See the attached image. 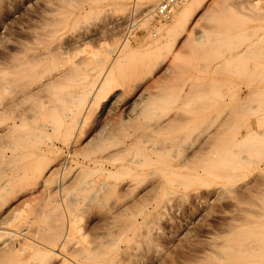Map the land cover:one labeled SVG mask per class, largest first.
Here are the masks:
<instances>
[{"label":"bare ground","instance_id":"6f19581e","mask_svg":"<svg viewBox=\"0 0 264 264\" xmlns=\"http://www.w3.org/2000/svg\"><path fill=\"white\" fill-rule=\"evenodd\" d=\"M110 1L121 10L130 7V0ZM157 1L135 0L148 16V30L163 0ZM182 1L158 16L169 17ZM91 11L93 4L86 0H59L54 7L31 0H0V206L2 199L17 191L33 190L31 195L50 196L54 207L40 235L29 219L0 246V256L15 254L16 264H264V212L257 213L262 219L256 222L247 219L239 224L234 217L209 223L203 207L223 196L216 188L201 187L191 194L188 209L174 206L182 224L159 209L160 195L185 186L187 172L178 166L161 172L147 166L156 163L159 155L177 150L183 166L190 167L193 156V147L181 145L178 137L160 136L185 118L172 113L159 118L174 102L173 92L144 88L141 74H156L165 65L164 58L158 60L152 53L145 60L136 58L137 76L115 84L90 123L97 96L114 82L115 69L135 47L125 39L102 53L100 73L87 82L80 63L69 60L68 48L78 40L74 35L65 37L63 19ZM190 11L191 5L185 3L174 11L172 23L149 30L154 38L149 44L157 45L162 37L186 28ZM130 55L138 56L136 50ZM256 70L259 84L253 90L262 98L264 61ZM172 71L165 68L163 74L172 76ZM121 92H129L131 98L123 106H113ZM200 97L198 109L204 111L209 107L208 95L203 92ZM118 112L115 121L112 117ZM48 134L59 135L63 147L50 139L47 146L31 149L34 138ZM198 140L196 156L201 157L206 152L205 134ZM85 148L100 153L81 158ZM55 175L61 179L52 185ZM229 198L231 204L237 203V197ZM6 206L0 210V237L5 235L2 224L17 209L13 203ZM77 207L95 213L93 223L78 227Z\"/></svg>","mask_w":264,"mask_h":264},{"label":"rangeland","instance_id":"374dc122","mask_svg":"<svg viewBox=\"0 0 264 264\" xmlns=\"http://www.w3.org/2000/svg\"><path fill=\"white\" fill-rule=\"evenodd\" d=\"M31 1L54 7L59 0ZM129 2V9L121 10L110 0H86V3L93 4V11L84 16L64 15L65 37L74 35L78 40L68 48L71 52L69 60L80 63V72L89 77L87 82L91 83L100 73L102 53L124 44L125 39L135 45L129 48L131 52L128 51L126 62L115 69L114 82L97 96L98 107L90 115V123L96 120L115 84L130 82L137 76L133 69L136 58L145 60L152 55L158 60L164 58L165 65L156 74L152 76L148 71L141 74L144 88L147 92H173L174 102L165 112H160L159 118L164 116L165 119L168 113L185 118L174 126L169 125L160 136L178 137L181 145L193 147V156L190 167L183 166L177 150L165 157L159 155L156 163L147 166L160 172L178 166L187 172L185 186L160 195L159 209L168 216L174 215L182 224V216L175 214L174 206L181 204V208L188 209L196 188H216L223 197L203 207L209 213V223L234 217L240 219L239 224L247 219L256 222L261 218L257 213L264 212V97L261 98L253 88L259 84L256 68L264 61V54L258 55L264 50V39H261L264 38V0H183L174 11L185 3L191 5L186 28L181 27L162 37L157 45L149 44L154 39L149 33L158 24L172 23L174 11L169 17H160L154 12L149 31L145 25L148 16L135 6V0ZM91 28L94 33L87 32ZM132 49L136 50L137 57L130 55ZM150 53L152 55H148ZM169 67L173 70L172 76L163 74ZM203 92L208 95L209 106L204 111L198 109ZM130 98L129 92H121L113 106L119 103L123 106ZM119 112L114 114L113 120H119ZM219 129L221 133L216 134ZM202 134L207 140L206 152L197 157V139ZM50 139L63 147L59 135L48 134L34 138L31 149H36L38 144L47 146ZM63 150L66 155V149ZM84 151L81 158H94L100 153L87 148ZM60 179L61 175H55L52 185L58 184ZM32 191H17L1 200L0 210L7 207L6 203L16 204L17 209L10 220L2 224L5 235L0 237V246L27 225L29 219L38 235L48 227L49 213L54 210L51 197L37 192L31 195ZM27 195L29 198L23 200ZM231 196L237 197V203L231 204ZM18 201L21 202L17 205ZM74 212L78 213L75 217L78 227L96 219L95 213L78 207ZM7 256H0V264L17 263L15 254Z\"/></svg>","mask_w":264,"mask_h":264},{"label":"built area","instance_id":"2783aa9c","mask_svg":"<svg viewBox=\"0 0 264 264\" xmlns=\"http://www.w3.org/2000/svg\"><path fill=\"white\" fill-rule=\"evenodd\" d=\"M178 0H163L158 8V15H166L168 14L173 7L176 5Z\"/></svg>","mask_w":264,"mask_h":264}]
</instances>
